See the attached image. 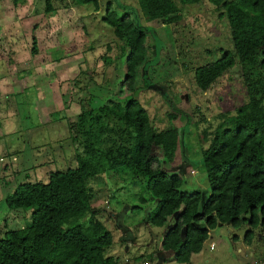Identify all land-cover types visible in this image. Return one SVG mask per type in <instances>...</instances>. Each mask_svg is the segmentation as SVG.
<instances>
[{
	"label": "rangeland",
	"instance_id": "rangeland-1",
	"mask_svg": "<svg viewBox=\"0 0 264 264\" xmlns=\"http://www.w3.org/2000/svg\"><path fill=\"white\" fill-rule=\"evenodd\" d=\"M172 1L179 19L170 23L145 19L138 0H100L98 12L70 0H50L51 13L47 0H0V237L31 223V211L7 208V193L20 183H46L52 173L74 167L75 149L81 148L71 141L68 125L109 100L133 97L153 129L175 130L179 145L172 159L158 154L162 171L180 177L183 191H208L202 151L218 124L250 100L264 106V51L236 59L207 91L200 90L196 68L233 53L229 30L209 0ZM107 4L119 17L129 15L146 37V56L134 69L131 88L125 81L128 50L106 23ZM144 186L128 169L92 178L93 212L80 222L92 217L111 231L105 255L116 264H178L163 252L162 242L179 212L163 227H151L152 204H138ZM135 207L140 211L133 213ZM247 230V225L218 226L186 264H264L263 231L255 230L247 245Z\"/></svg>",
	"mask_w": 264,
	"mask_h": 264
},
{
	"label": "trees",
	"instance_id": "trees-1",
	"mask_svg": "<svg viewBox=\"0 0 264 264\" xmlns=\"http://www.w3.org/2000/svg\"><path fill=\"white\" fill-rule=\"evenodd\" d=\"M70 1L75 7L99 10L100 0ZM209 2L228 27L233 53L225 52L214 62L196 68L195 83L202 91L233 67L236 59L247 60L264 51V0ZM138 5L149 21L171 23L179 19L172 0H138ZM52 10L47 0L46 11ZM170 15L174 16L166 20ZM106 16L114 36L128 50L125 81L131 88L134 69L146 56L145 34L129 15L119 17L110 4L106 5ZM36 51L33 38L32 53ZM68 131L71 141L81 148L79 152L75 149V166L52 173L46 183H20L7 193V208L31 211V223L0 237V264H116V259L105 255L112 245L111 231L92 217L87 224L80 221L93 212L88 182L121 169L131 170L145 181L138 204H152L147 217L151 227H163L166 218L179 212L162 242L163 252L171 254L170 259L178 264L199 255L210 231L219 225L233 229L247 225V245L258 228L264 235V106L260 100H250L224 118L202 151L208 182L205 194L181 190L183 180L162 171L159 155L172 159L179 145L178 134L153 129L146 110L133 97L109 100L79 114ZM139 211L140 207L132 208L133 213Z\"/></svg>",
	"mask_w": 264,
	"mask_h": 264
},
{
	"label": "built area",
	"instance_id": "built-area-1",
	"mask_svg": "<svg viewBox=\"0 0 264 264\" xmlns=\"http://www.w3.org/2000/svg\"><path fill=\"white\" fill-rule=\"evenodd\" d=\"M210 249H214L213 243L210 244Z\"/></svg>",
	"mask_w": 264,
	"mask_h": 264
},
{
	"label": "crops",
	"instance_id": "crops-1",
	"mask_svg": "<svg viewBox=\"0 0 264 264\" xmlns=\"http://www.w3.org/2000/svg\"><path fill=\"white\" fill-rule=\"evenodd\" d=\"M219 226H223V225H219Z\"/></svg>",
	"mask_w": 264,
	"mask_h": 264
}]
</instances>
